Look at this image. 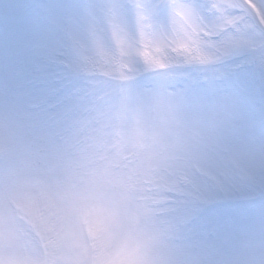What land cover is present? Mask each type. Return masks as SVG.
I'll return each mask as SVG.
<instances>
[{
  "label": "rangeland",
  "instance_id": "obj_1",
  "mask_svg": "<svg viewBox=\"0 0 264 264\" xmlns=\"http://www.w3.org/2000/svg\"><path fill=\"white\" fill-rule=\"evenodd\" d=\"M260 22L0 0V264H264Z\"/></svg>",
  "mask_w": 264,
  "mask_h": 264
},
{
  "label": "bare ground",
  "instance_id": "obj_2",
  "mask_svg": "<svg viewBox=\"0 0 264 264\" xmlns=\"http://www.w3.org/2000/svg\"><path fill=\"white\" fill-rule=\"evenodd\" d=\"M238 5L247 10L251 16L258 22L261 20V12L264 10V1L261 0H249L248 4H250V8L246 6L244 0H236ZM251 9V10H250Z\"/></svg>",
  "mask_w": 264,
  "mask_h": 264
},
{
  "label": "trees",
  "instance_id": "obj_3",
  "mask_svg": "<svg viewBox=\"0 0 264 264\" xmlns=\"http://www.w3.org/2000/svg\"><path fill=\"white\" fill-rule=\"evenodd\" d=\"M76 73V72H75ZM78 73V72H77ZM78 74H80V73H78ZM129 157V159H125V158H128ZM130 157L131 158H133L134 156H132V154H128V155H125L123 158H121V159H114V161H115V163H116V167H121V168H123L124 169V166H123V164H124V162L125 161H128L127 163H129L130 161H131V159H130ZM123 160H125V161H123ZM123 161V162H122Z\"/></svg>",
  "mask_w": 264,
  "mask_h": 264
}]
</instances>
